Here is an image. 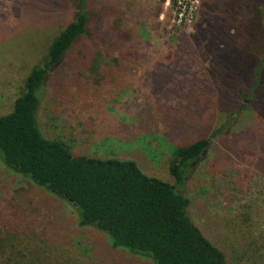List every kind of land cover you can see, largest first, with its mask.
I'll return each instance as SVG.
<instances>
[{
  "label": "rangeland",
  "instance_id": "rangeland-1",
  "mask_svg": "<svg viewBox=\"0 0 264 264\" xmlns=\"http://www.w3.org/2000/svg\"><path fill=\"white\" fill-rule=\"evenodd\" d=\"M230 1L88 0L93 14L117 7L124 16L122 29L135 47L127 48L125 70L115 81H101L99 91L95 83L80 91L70 86L67 65L55 70L39 113L43 134L82 154L96 131L90 157L135 159L147 175L172 182L166 171L170 149L210 138L215 130L210 125L218 126V117L233 113L252 84L250 71L228 47L236 34H230V27L241 22L230 24ZM75 5L76 0H0V116L13 111L23 81L73 21ZM103 28L106 34L109 27ZM138 108L144 118L154 117L158 127L144 122L139 128L134 122ZM255 109L251 104L242 112L244 120L232 134L213 140L205 158L195 164L187 188L196 224L218 246L230 240L226 249L237 257L245 252V243L227 225L231 219L241 223L251 214L253 231L264 241V153ZM9 238L32 243L26 250L40 253L42 260L54 248L73 252L86 264H153L112 249L103 233L79 227L72 205L12 173L0 160V240Z\"/></svg>",
  "mask_w": 264,
  "mask_h": 264
},
{
  "label": "trees",
  "instance_id": "trees-1",
  "mask_svg": "<svg viewBox=\"0 0 264 264\" xmlns=\"http://www.w3.org/2000/svg\"><path fill=\"white\" fill-rule=\"evenodd\" d=\"M229 6L230 24L241 22L230 27V34L233 30L236 34L228 36V47L244 70L250 71L252 84L233 113L218 117V126L210 125L215 129L210 138L170 149L166 171L172 182L147 175L135 159L90 157L89 147L98 139L93 138L96 131L88 138L90 144L84 153L75 154L62 140L47 138L39 126L44 89L55 70L67 65L69 85L79 91L85 86L108 84L125 70L130 55L127 48L135 47L122 29V12L114 6L93 14L88 0H76L73 21L54 37L42 62L27 75L13 111L0 116V160L5 168L72 205L79 227L103 233L114 250L153 264H264V241H258L253 231L251 214L241 223L237 219L227 223L238 230L245 243V252L237 257L232 249H226L230 240L218 246L196 224L187 195L195 164L205 158L214 139L232 134L251 104L256 107L254 125L264 153V0H231ZM103 25L109 27L106 34ZM70 61L74 63L69 65ZM143 106L147 109L148 105ZM143 112L138 108L134 114L136 125L142 128L147 122L145 125L153 127L155 123L157 128L158 121L144 118ZM248 147L254 154L253 145ZM16 243L11 238L0 240V264H86L75 253H59L54 248L48 255L42 251V260L40 253L26 250L32 244L29 241L26 245Z\"/></svg>",
  "mask_w": 264,
  "mask_h": 264
}]
</instances>
